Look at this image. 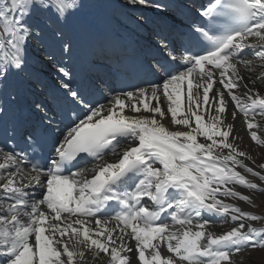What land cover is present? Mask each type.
Wrapping results in <instances>:
<instances>
[{"label":"snow or ice","instance_id":"obj_1","mask_svg":"<svg viewBox=\"0 0 264 264\" xmlns=\"http://www.w3.org/2000/svg\"><path fill=\"white\" fill-rule=\"evenodd\" d=\"M257 116L264 0H0V264H243Z\"/></svg>","mask_w":264,"mask_h":264},{"label":"bare ground","instance_id":"obj_2","mask_svg":"<svg viewBox=\"0 0 264 264\" xmlns=\"http://www.w3.org/2000/svg\"><path fill=\"white\" fill-rule=\"evenodd\" d=\"M247 55H248V58H252L250 52H248ZM255 64L258 66L259 65V61H255ZM47 71H51V73H44L45 76L48 78V80H50L54 84L56 82V73H55V71L51 67L48 68ZM92 78H97V76L96 75H92ZM141 86L147 87V85H141ZM126 114L131 115L132 113L130 112V110L126 109ZM169 120H170V117H169ZM257 120L260 121V124H261V128L258 131V135H262V134H264V120H262L259 116H257ZM164 123H165L166 126H170L168 121H165ZM171 127H172V130H176L175 126H171ZM235 128H236V131L234 133V137L237 139L238 144H240L242 142L241 150H245V149L251 147V150L249 151V155L256 161L257 165L259 163H264V147L255 145L254 143H252L250 145V136L247 135V128H246V126L242 125V121H241L240 118H238L236 120ZM202 139L203 138H201V140ZM123 143H124V141L122 140L121 141V145ZM108 158H110V156ZM250 166H251V163H250ZM257 170H259V169L257 168ZM248 178L254 180L255 182H257L259 184H261V182L258 181L257 178L252 177L250 174L248 175ZM245 192H247V190H245ZM247 193L250 194L249 192H247ZM227 202H232V201L229 200ZM232 203H234V202H232ZM167 222L171 223L170 219L167 220ZM221 232H223V231H217V230L215 231L216 234H220ZM240 256H241V253H238L234 257V259L237 261L238 260L237 258H239ZM89 264H94V262L91 260L90 256H89ZM105 264H106V262H105Z\"/></svg>","mask_w":264,"mask_h":264},{"label":"rangeland","instance_id":"obj_3","mask_svg":"<svg viewBox=\"0 0 264 264\" xmlns=\"http://www.w3.org/2000/svg\"><path fill=\"white\" fill-rule=\"evenodd\" d=\"M260 185L264 187V182H261ZM240 190L245 192V189H240ZM247 192L249 191L247 190ZM247 192H245V194H248ZM250 194L254 198L253 203L251 205H247L244 202H238V201H232V202L237 203L238 206H241L245 210H250L257 215L264 216V193H250ZM261 222H264V219L255 221L253 222V224L261 223ZM245 223L249 225L247 222ZM209 226L212 227L213 229L215 228L217 231H227L231 227H235L237 225L233 224L229 220H226L223 223L221 221L214 222L212 225ZM257 230L264 231V228H258ZM240 253L241 256L237 258L238 262L242 261L243 264H264V249H261L259 247H257L256 249L249 248L241 251Z\"/></svg>","mask_w":264,"mask_h":264}]
</instances>
